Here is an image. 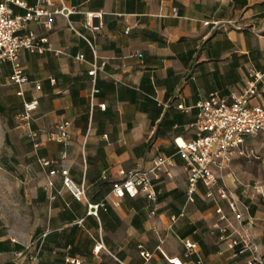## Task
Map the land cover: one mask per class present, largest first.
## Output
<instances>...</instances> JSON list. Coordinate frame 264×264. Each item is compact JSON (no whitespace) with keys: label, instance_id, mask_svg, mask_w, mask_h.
<instances>
[{"label":"crops","instance_id":"obj_1","mask_svg":"<svg viewBox=\"0 0 264 264\" xmlns=\"http://www.w3.org/2000/svg\"><path fill=\"white\" fill-rule=\"evenodd\" d=\"M61 1L78 14L68 20L54 15L50 28L28 25V32L47 39L49 50L21 52L19 67L30 81L22 87L24 98L10 81L11 65L0 66V114L17 113L16 119L23 102L39 103L31 123L35 141L16 127L11 130L6 119L3 142L9 152L3 161L29 215L24 230L8 231L0 223V264H15L20 255L27 264L28 246L40 250L36 264H169L165 257L181 264H246L249 255L234 258L219 243V217L202 185L195 202L186 203L188 176L179 157L154 182L156 203L143 195L118 199L112 191L129 173L149 170L156 157L174 156L176 140H193L197 103L211 95L231 103L255 74L264 75V0ZM23 2L26 8L13 7L16 16L35 7L49 13L61 9L59 0ZM87 13L97 16L99 32L85 27ZM68 22L92 39L97 58L106 62L94 81L88 76L92 51ZM79 54L84 63L74 61ZM258 90L253 106L264 104V77ZM63 121L71 123L66 143L51 138ZM253 140H247V155L232 162L219 185L243 205L245 224L264 257V200L254 190L264 185V173L241 164ZM260 153L264 157V145ZM61 167L84 188L85 200L73 197L59 172L50 175ZM88 205L104 208L88 215ZM219 206L231 218L226 203ZM182 211L185 216L173 223ZM98 242L117 260L105 251L95 256ZM186 243L196 248L187 251ZM141 251L152 254L149 262Z\"/></svg>","mask_w":264,"mask_h":264},{"label":"built area","instance_id":"obj_2","mask_svg":"<svg viewBox=\"0 0 264 264\" xmlns=\"http://www.w3.org/2000/svg\"><path fill=\"white\" fill-rule=\"evenodd\" d=\"M43 2L44 0H38ZM61 2V9L54 13H49L39 7L27 9L23 16H16L13 7L26 8L23 0H0V66L10 64L12 67V76L10 81L19 88L17 96L24 98L22 87L30 84L28 77L19 67V59L21 52H27L31 55L43 54L49 47H46L48 41L39 38L35 33L28 32L27 28L30 23H35L46 28H50L52 18L59 14L67 20L72 15L78 14L76 8H67ZM49 3V2H48ZM95 14H85V27L92 33L99 32L100 27L94 25ZM47 18L45 22L43 19ZM209 23H204L208 26ZM217 25V23H216ZM68 27L78 38L83 40L92 51L94 62L91 64V71L88 76L93 81L99 71H103L106 62L99 61L96 55V49L88 36L77 31L73 25L68 22ZM129 30H126V34ZM139 60L142 55H137ZM74 61L84 63V55H77ZM264 75L255 74L244 90L239 95L231 96V103L218 95L201 100L195 106L197 110L196 120L191 125L194 133L193 140L184 142L182 140L175 141L176 153L172 157L159 156L152 160L151 168L147 171H133L128 174L127 178L114 187L112 193L122 199L128 196L131 199L143 195L150 202L156 203L157 193L155 191L154 182L159 181L162 173L168 171L173 164V158L179 157L185 164L187 172V190L186 203H194L198 186L202 185L206 189V198L210 199L215 205V213L219 217V222L226 225L222 227L218 222L215 230L220 234L219 243L225 246V249L232 253L234 258L242 255H249L246 264H264V257L259 255L254 246L252 235L245 224V215L243 205L234 197L233 193L225 186L219 185V180L223 174L230 170L232 162L238 157H245L246 142L249 139H255L264 135V104L253 106L252 102L259 98L258 84L262 81ZM54 84L55 81L51 80ZM35 90L40 91L41 86L35 84ZM39 106L35 99L31 102H23V110L17 116V128L28 134V137L35 141L37 134L31 130V123L34 113ZM102 110L105 106L100 107ZM179 110L188 112L189 109L183 106L178 107ZM71 123L63 121L56 127V132L51 137L60 143H66L69 136ZM35 148L38 144L35 143ZM67 158V154L63 153L62 160ZM44 165L47 163H43ZM60 173L64 178L63 184L73 197L78 200H85V191L83 187L76 186L69 178L67 169L61 167L59 171H52L51 176ZM256 194L264 200V185L257 184L254 186ZM224 201L228 207L231 218L227 217L219 203ZM104 205H88V215L97 216L99 208ZM185 216L184 211L178 217H172L175 223L178 218ZM232 219V220H231ZM80 221L79 224H82ZM186 250L195 249V245L185 244ZM32 246L27 247V264H36L39 259L40 250L35 248L31 251ZM100 251H105L110 257L117 260L104 246L102 242L96 243L93 254L98 256ZM160 251V248H158ZM140 256L149 262L152 254L145 251L140 252ZM169 264H181L179 259H167ZM24 256H19L15 264H26ZM69 264H82L80 260H70Z\"/></svg>","mask_w":264,"mask_h":264},{"label":"rangeland","instance_id":"obj_3","mask_svg":"<svg viewBox=\"0 0 264 264\" xmlns=\"http://www.w3.org/2000/svg\"><path fill=\"white\" fill-rule=\"evenodd\" d=\"M17 113L0 114V223L6 226L8 231L24 230L26 229L25 220L29 212L26 209L25 201L17 193L19 190L18 183L15 184L14 180L9 177L7 170V162L3 159L9 152V145L3 142L5 138V125L6 119H9L10 129L17 128ZM264 145V135L250 141L248 145V157L241 161L244 168L259 171L262 175L264 173V157L261 156L260 149ZM257 151V152H256ZM257 158V159H256Z\"/></svg>","mask_w":264,"mask_h":264}]
</instances>
